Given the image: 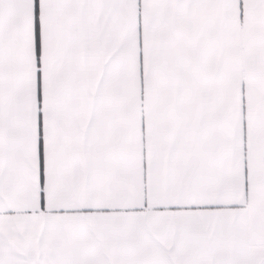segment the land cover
I'll use <instances>...</instances> for the list:
<instances>
[{
	"label": "snow or ice",
	"instance_id": "snow-or-ice-1",
	"mask_svg": "<svg viewBox=\"0 0 264 264\" xmlns=\"http://www.w3.org/2000/svg\"><path fill=\"white\" fill-rule=\"evenodd\" d=\"M0 264H264V0H0Z\"/></svg>",
	"mask_w": 264,
	"mask_h": 264
}]
</instances>
